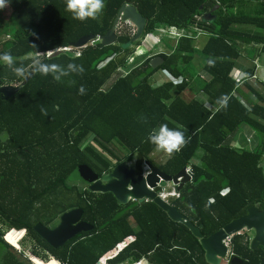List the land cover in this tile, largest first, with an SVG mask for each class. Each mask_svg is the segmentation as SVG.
<instances>
[{"label": "trees", "instance_id": "trees-1", "mask_svg": "<svg viewBox=\"0 0 264 264\" xmlns=\"http://www.w3.org/2000/svg\"><path fill=\"white\" fill-rule=\"evenodd\" d=\"M123 5L135 7L145 19L143 37L160 27L192 36L168 46L169 54H158L164 63L155 70L145 56L129 64L140 45L131 42L129 32L117 35L111 46L90 43L79 57L75 50L48 57L82 37L105 36ZM7 7L12 13L8 21L0 19V54L12 55L13 66L23 67L25 77L33 72V59L61 67L73 63L84 71L69 72L60 81L33 72L11 99L0 95V264H136L144 259L147 264H208L199 240L155 203L119 205L110 193H90L79 182L70 183L79 173L88 186L80 173L84 166L97 179L124 161L135 162L138 174L146 161L169 176L190 167L193 180L169 203L204 237L251 207L264 211V93L245 81L256 98L246 103L233 77L243 46H261L264 53V0H104L100 14L83 21L65 10V0H11ZM196 23L207 37L200 49ZM245 25L258 30L248 32ZM197 55L209 80L195 72ZM208 59L214 61L211 66ZM160 70L180 83L168 80L155 87L151 79ZM247 73L252 78L254 69ZM25 77L0 62V87L18 85ZM187 90L194 95L189 100L182 96ZM222 96L228 98L226 106L217 102ZM161 123L186 130L190 139L158 165L147 136ZM243 127L255 134L253 149L233 144ZM77 208L92 231L58 249L35 232L38 223L54 227L61 215ZM8 232L13 234L8 241L21 251L5 241ZM232 252L241 261L264 264L263 248L252 251L247 233L232 238Z\"/></svg>", "mask_w": 264, "mask_h": 264}, {"label": "water", "instance_id": "water-1", "mask_svg": "<svg viewBox=\"0 0 264 264\" xmlns=\"http://www.w3.org/2000/svg\"><path fill=\"white\" fill-rule=\"evenodd\" d=\"M205 19L209 20L210 14H207ZM120 21L129 23L136 28V34L133 36L131 42L134 44L139 42L143 37L146 21L137 12L135 7L123 5L115 19L112 29L105 36L100 37V40H96L97 38L95 36L88 35L80 38L72 47L82 49L92 42L96 44L100 43L104 46L114 45L117 41L116 30ZM60 54L61 51H56L48 57L53 58ZM163 63L164 60L162 57H156L150 61V66L155 70L162 66ZM33 76L34 73L32 72L18 85L1 86L0 95L2 99L5 101L11 99L29 83ZM144 163L150 170L147 176L142 175V172L138 174L137 169L130 167L125 161L113 167L110 173L105 174L100 179H97L95 174L85 166L80 169V173L88 183V191L90 193H110L119 205H126L131 201L139 203L151 201L155 203L172 221L185 225L193 236L199 240L208 264H222L226 262L228 249L223 241L228 237H234L243 233H253V237L250 238V249L252 251L259 247L264 250V211H260L257 206L251 207L245 216L234 219L216 233L209 237H204L200 227L190 222L171 204L162 200L156 192L160 181L162 184L171 183L177 187L178 191H181L186 184L192 181L186 173V168L174 176H169L149 162L146 161ZM82 217L83 211L81 209H73L61 215L56 227L51 228L38 223L34 227V230L52 248L58 249L74 239L77 235L93 230L94 227L84 222ZM227 264L249 263L241 261L237 257H232Z\"/></svg>", "mask_w": 264, "mask_h": 264}, {"label": "clouds", "instance_id": "clouds-1", "mask_svg": "<svg viewBox=\"0 0 264 264\" xmlns=\"http://www.w3.org/2000/svg\"><path fill=\"white\" fill-rule=\"evenodd\" d=\"M11 0H0V10L10 4ZM104 8V0H65V10L72 13L73 19L83 21L91 18L95 19ZM35 47V45H33ZM0 62L10 68L16 76L25 77L23 67L13 66V57L8 52L0 54ZM207 63L211 66L214 61L208 59ZM32 71L39 72L42 75L51 74L52 78L60 81L62 77L68 76L69 72L82 73L83 67L68 63L66 67H61L57 64H46L39 59H33ZM83 93V87L79 90ZM227 97L222 96L217 101L221 105L226 106ZM186 130H181L180 127L170 128L167 124L161 123L158 127L153 128L147 136V141L154 146L157 152L163 151L168 154L179 152L181 148L188 142L190 137L186 138Z\"/></svg>", "mask_w": 264, "mask_h": 264}, {"label": "rangeland", "instance_id": "rangeland-1", "mask_svg": "<svg viewBox=\"0 0 264 264\" xmlns=\"http://www.w3.org/2000/svg\"><path fill=\"white\" fill-rule=\"evenodd\" d=\"M11 13H12V11H11V9L9 8V7H5L4 9H2L1 11H0V19L2 20V21H8L9 20V18H10V16H11ZM197 21H199V20H197ZM197 25V23L194 25V28H195V26ZM197 27L199 28V26L197 25ZM133 29H134V27L133 26H131L129 23H125V22H122V21H120L119 22V24H118V27H117V30H116V34L117 35H120V34H122V33H124V32H129V33H131L132 31H133ZM244 29L245 30H248V32H257V28H255L254 26H250V25H245L244 26ZM8 37H3L2 38V41H4L5 39H7ZM206 39H207V37L204 35V34H202L201 33V35L200 36H198V39H196V47L198 48V49H200L201 47H202V45H203V43L206 41ZM140 42V41H139ZM149 43H152V40L150 39V41H149ZM174 44H176L175 42H169V41H164L159 47H157L155 50H152L151 51V53L149 54L151 57H153V56H155V55H158V54H160V53H170L171 52V49H169V47L168 46H173ZM248 46H253V45H248ZM258 47V46H257ZM148 50V49H147ZM54 53V52H53ZM263 60H264V57L262 58ZM133 61H134V55H133V57L130 59V61H129V64H132L133 63ZM193 66L195 67V72L198 74V73H200L201 71V68H200V66H202V60H201V57L199 56V55H197V56H195V59H194V61H193ZM262 67H264V62H263V64L261 65V68ZM260 71V70H259ZM255 76V75H254ZM256 79H258V77L257 76H255V78H254V80H256ZM168 80H171V81H173L174 79H172V77H171V75L167 72V71H165V70H160V71H158V72H156L154 75H153V77H152V79H151V82H152V85H154L155 87H157V86H160L161 84H163V83H165V82H167ZM176 83H180V79H178V80H174ZM111 84V83H110ZM15 85V84H14ZM186 92V91H185ZM184 92V93H185ZM186 93H188V92H186ZM191 94V93H190ZM183 97H185L186 99H190L191 98V96H184V94L182 95ZM255 135V134H254ZM252 148L251 149H253L255 146L253 145V146H251ZM115 152L119 155V156H123V154H124V151H122V149L120 148V146H118V145H116L115 146ZM169 155L170 154H168V153H165V152H163V151H160V152H155L153 155H152V159L154 160V162L156 163V164H158V165H160V164H162L163 162H165V160L167 161V158L169 157ZM200 156H201V151L200 152H198V155H197V157H196V159L194 158V161L196 162L199 158H200ZM128 165L130 166V167H134V165H135V162H131V163H128ZM79 173H76L75 175H74V178L70 181V183H72L73 182V185L74 186H77L78 185V182H79V187L80 188H88V186L87 185H84L83 184V181H81V179H80V177H78L77 175H78ZM169 186V190L172 188V184H169L168 185ZM170 200H172V199H170ZM169 200V201H170ZM170 204V203H169ZM8 234H9V232H8ZM6 234L5 236H4V239H5V241L7 242V243H9L11 246H13V247H15L16 248V250L17 251H21L20 249V247L18 246V245H15V244H12L11 242H9L8 241V239H12V237H13V234L11 233V234ZM248 236L250 237V238H252L253 237V233L251 232V233H248ZM8 238V239H7ZM0 255H1V246H0ZM143 264H145V263H143ZM222 264H227V262H223Z\"/></svg>", "mask_w": 264, "mask_h": 264}, {"label": "crops", "instance_id": "crops-1", "mask_svg": "<svg viewBox=\"0 0 264 264\" xmlns=\"http://www.w3.org/2000/svg\"><path fill=\"white\" fill-rule=\"evenodd\" d=\"M155 49H153V50H155ZM242 49H243L242 57L239 61V66L233 72V77L240 82V84L238 86V92H240L243 101H245L246 103H253L254 101H256V98L254 95L252 96V93L249 90V87L245 86L243 83L245 81H247L250 88H253L256 91L264 93V67L261 68V65L264 62V60L262 59L264 57V53L261 52V46H258V47L257 46H243ZM147 51L148 50H144L140 54H144ZM151 51H150V53H151ZM150 53H148L145 57L152 58V59L158 57V55L151 57L149 55ZM251 69L252 70L254 69L253 74L255 76H257L258 79L254 80L253 78H248L247 71H249ZM198 75L202 79H205V80L210 79L209 76L206 73H204L203 71L198 73ZM186 92H188V93H186ZM186 92L183 93L184 96L189 95V96H191V98L194 96L190 90H187ZM242 143H243V145L249 147L250 149L252 148L251 146L256 145V139H255L254 133L246 127H243L239 131V133L236 135L235 139L233 140L234 145H240V144L242 145ZM163 163H165V162H163ZM141 263L147 264V261L144 259L141 261Z\"/></svg>", "mask_w": 264, "mask_h": 264}, {"label": "built area", "instance_id": "built-area-1", "mask_svg": "<svg viewBox=\"0 0 264 264\" xmlns=\"http://www.w3.org/2000/svg\"><path fill=\"white\" fill-rule=\"evenodd\" d=\"M194 29L197 32V35L195 36L196 39H198V36H200L201 33L204 34L197 27V25L195 26ZM131 34L133 36L136 34V28L135 27H134L133 31L131 32ZM191 36H192L191 32H187L186 30H183V29H178L176 27H160L156 33H150V34H147L146 36L141 38L140 45L135 47L134 62L136 61L137 58L146 56L148 53H150L151 50L155 49L156 47H159L164 41L178 43L182 38L191 37ZM150 39L152 40V43H148ZM96 40H100V37H98ZM93 43H95V42H92V44ZM147 43H148V47H149L148 51L144 54H138L139 48L144 46ZM74 50L77 51V52H75V57H79L80 56L79 51L81 49H75V48L71 47V48H65V49H61V50H57V51L71 52ZM54 52H56V51H54ZM52 53L53 52L48 53V56ZM118 72L122 73V74L124 73V75H127V73L121 69H119ZM252 78L254 79L255 76H253ZM149 173H150V170H149L148 166L145 165V163H144L142 166V175L147 176ZM186 173H187V175L190 176L191 180H193V172H192L190 167L186 168ZM169 184H171V183L162 184V182L160 181V183L158 184V187L156 189L158 196L162 200H164L168 203H169L170 199H179L180 198V191L177 190V187L172 184L173 186L169 190V186H168ZM232 238L233 237H228L226 240L223 241V243L225 244V246L228 249L227 250V260H226L227 263L230 260V258H232L234 256L233 252H232ZM100 264H108V263H107V261L103 260ZM136 264H142V263L140 261L139 263H136Z\"/></svg>", "mask_w": 264, "mask_h": 264}, {"label": "flooded vegetation", "instance_id": "flooded-vegetation-1", "mask_svg": "<svg viewBox=\"0 0 264 264\" xmlns=\"http://www.w3.org/2000/svg\"><path fill=\"white\" fill-rule=\"evenodd\" d=\"M57 225V224H56ZM56 225L54 227H56ZM54 227H51V228H54Z\"/></svg>", "mask_w": 264, "mask_h": 264}, {"label": "bare ground", "instance_id": "bare-ground-1", "mask_svg": "<svg viewBox=\"0 0 264 264\" xmlns=\"http://www.w3.org/2000/svg\"><path fill=\"white\" fill-rule=\"evenodd\" d=\"M150 41V40H149Z\"/></svg>", "mask_w": 264, "mask_h": 264}]
</instances>
